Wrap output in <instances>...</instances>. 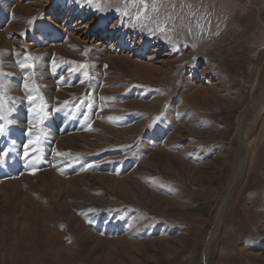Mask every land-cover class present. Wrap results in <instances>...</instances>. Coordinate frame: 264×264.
Masks as SVG:
<instances>
[{
  "label": "rangeland",
  "instance_id": "1",
  "mask_svg": "<svg viewBox=\"0 0 264 264\" xmlns=\"http://www.w3.org/2000/svg\"><path fill=\"white\" fill-rule=\"evenodd\" d=\"M99 2L0 0V264H264V0Z\"/></svg>",
  "mask_w": 264,
  "mask_h": 264
},
{
  "label": "snow or ice",
  "instance_id": "2",
  "mask_svg": "<svg viewBox=\"0 0 264 264\" xmlns=\"http://www.w3.org/2000/svg\"><path fill=\"white\" fill-rule=\"evenodd\" d=\"M86 3L99 12L105 11V7L101 5L99 0H86ZM123 3V8L117 7L115 9L117 12L123 16H130L135 21L134 26L149 27L151 25L149 31L163 33L165 38H169L167 33L177 27L191 35L193 27L203 32L205 31V24L209 26L211 24L208 13L196 9L193 4H184L183 0L179 12H177V5L174 0H123ZM130 7L134 9V12L129 10ZM185 8H187V12L184 11ZM177 21L180 23L177 24ZM20 67L23 68L25 65L20 64ZM28 67H31V65H28ZM80 67L84 66L81 65ZM3 75L6 74L0 73V76ZM24 87L28 88L27 82H25ZM33 99V96L29 94L28 100L30 103ZM38 115H40L39 112ZM29 143H33V141H29ZM25 147L27 148V145ZM25 155H27V151Z\"/></svg>",
  "mask_w": 264,
  "mask_h": 264
},
{
  "label": "bare ground",
  "instance_id": "3",
  "mask_svg": "<svg viewBox=\"0 0 264 264\" xmlns=\"http://www.w3.org/2000/svg\"><path fill=\"white\" fill-rule=\"evenodd\" d=\"M89 8V7H88ZM256 99V98H255ZM250 106V105H249ZM55 128H57V129H59L60 128V126H55ZM68 143H69V141H66V142H61V141H59L58 142V144H57V147L60 149V148H62L61 146H68ZM42 175H48L47 173H43ZM11 177V176H10ZM17 181H13V182H6V183H4V184H0L1 186H0V188L2 189V187L4 186V185H6L7 186V188L8 189H13L15 186H16V184L15 185H13L14 183H16ZM3 185V186H2ZM79 186V185H78ZM79 188V187H78ZM76 189V188H75ZM75 189H72L73 191H78V190H75Z\"/></svg>",
  "mask_w": 264,
  "mask_h": 264
},
{
  "label": "trees",
  "instance_id": "4",
  "mask_svg": "<svg viewBox=\"0 0 264 264\" xmlns=\"http://www.w3.org/2000/svg\"><path fill=\"white\" fill-rule=\"evenodd\" d=\"M81 100H82L81 98H76L74 100L67 102L66 104H71L72 106L77 107V111L79 113L85 114V111L82 109V107H78L79 104L81 103Z\"/></svg>",
  "mask_w": 264,
  "mask_h": 264
}]
</instances>
